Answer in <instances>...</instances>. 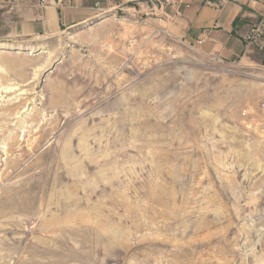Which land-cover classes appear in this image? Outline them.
Listing matches in <instances>:
<instances>
[{"label": "rangeland", "instance_id": "obj_1", "mask_svg": "<svg viewBox=\"0 0 264 264\" xmlns=\"http://www.w3.org/2000/svg\"><path fill=\"white\" fill-rule=\"evenodd\" d=\"M0 44V264H264L261 66L125 8Z\"/></svg>", "mask_w": 264, "mask_h": 264}, {"label": "crops", "instance_id": "obj_2", "mask_svg": "<svg viewBox=\"0 0 264 264\" xmlns=\"http://www.w3.org/2000/svg\"><path fill=\"white\" fill-rule=\"evenodd\" d=\"M0 0V38L53 35L101 14L131 10L169 24L173 35L224 62L245 60L264 69V47L246 40L264 14V0ZM264 41V36H263Z\"/></svg>", "mask_w": 264, "mask_h": 264}, {"label": "built area", "instance_id": "obj_3", "mask_svg": "<svg viewBox=\"0 0 264 264\" xmlns=\"http://www.w3.org/2000/svg\"><path fill=\"white\" fill-rule=\"evenodd\" d=\"M57 4H62L63 0H54ZM225 1V0H223ZM170 3V0H161L158 2L159 7L162 8L164 4ZM205 4L207 5H212V2L209 0H205ZM121 8L120 10H122ZM263 36H264V14L260 17L258 22L250 29L248 35L246 36V40L249 42V44L254 45L259 48L264 47V41H263ZM219 59V58H217ZM222 61L221 59H219Z\"/></svg>", "mask_w": 264, "mask_h": 264}, {"label": "bare ground", "instance_id": "obj_4", "mask_svg": "<svg viewBox=\"0 0 264 264\" xmlns=\"http://www.w3.org/2000/svg\"><path fill=\"white\" fill-rule=\"evenodd\" d=\"M4 46H6L5 44H0V48H2V47H4ZM14 48H16V49H22V50H24V49H29V50H32V47H23L22 45H16ZM0 63H1V60H0ZM0 71H2V68H1V65H0ZM7 86V85H6ZM5 90V89H8V87H4V88H2V90ZM12 89V87H10L9 88V90H11ZM13 91H14V89H12ZM18 90H21V89H18ZM6 92V91H5ZM9 92V91H8ZM23 94V93H22ZM10 108V106H6L5 107V110L4 111H7V109H9ZM6 113V112H5ZM17 114V113H16Z\"/></svg>", "mask_w": 264, "mask_h": 264}]
</instances>
